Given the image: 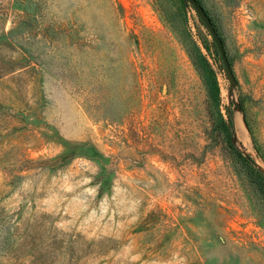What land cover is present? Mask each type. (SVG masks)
<instances>
[{"label":"rangeland","instance_id":"1","mask_svg":"<svg viewBox=\"0 0 264 264\" xmlns=\"http://www.w3.org/2000/svg\"><path fill=\"white\" fill-rule=\"evenodd\" d=\"M228 114L264 173V0H0V264H264Z\"/></svg>","mask_w":264,"mask_h":264},{"label":"trees","instance_id":"2","mask_svg":"<svg viewBox=\"0 0 264 264\" xmlns=\"http://www.w3.org/2000/svg\"><path fill=\"white\" fill-rule=\"evenodd\" d=\"M201 5V4H200ZM203 8V7H202ZM214 127H221L222 140L225 142L229 150L240 161L242 167L245 169L247 176L252 184H254L256 190L264 198V173L255 165L251 157L243 154L231 140V125L232 121L230 114L224 119L221 115L216 117L213 121Z\"/></svg>","mask_w":264,"mask_h":264},{"label":"water","instance_id":"3","mask_svg":"<svg viewBox=\"0 0 264 264\" xmlns=\"http://www.w3.org/2000/svg\"><path fill=\"white\" fill-rule=\"evenodd\" d=\"M197 7L199 8L201 14H202V17H203V20L205 21V23L207 24L208 26V29L209 31L216 37L217 41L220 43V40L217 38L216 36V33H215V30H214V27L206 20V13L204 11V9L202 8V6L199 4V3H196Z\"/></svg>","mask_w":264,"mask_h":264},{"label":"bare ground","instance_id":"4","mask_svg":"<svg viewBox=\"0 0 264 264\" xmlns=\"http://www.w3.org/2000/svg\"><path fill=\"white\" fill-rule=\"evenodd\" d=\"M244 125V124H243ZM236 128H237V130H240V128H242L241 127V119H240V117L237 119V122H236ZM238 134H240V133H238ZM241 135V134H240Z\"/></svg>","mask_w":264,"mask_h":264}]
</instances>
